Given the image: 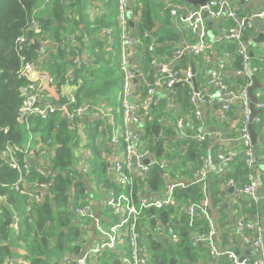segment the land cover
<instances>
[{
    "label": "built area",
    "instance_id": "2783aa9c",
    "mask_svg": "<svg viewBox=\"0 0 264 264\" xmlns=\"http://www.w3.org/2000/svg\"><path fill=\"white\" fill-rule=\"evenodd\" d=\"M251 1L208 0L205 5L192 7L175 4L170 10L171 15L176 21L185 24L196 42L178 47L172 58L164 59L159 57L156 52L157 45L153 41V36L145 33L152 39L148 46L150 64L157 67V72L152 75L150 80L149 75L142 70L140 63L126 53L129 45L138 43L141 39L133 32L134 27H129V23L133 21L134 26L137 25L142 17V9L137 8L133 0H118V20L122 28L121 43L123 45L119 59L123 71V81L118 95L121 103L119 112L123 116V123L119 119L120 116L116 117L115 113L105 109L102 104H93L92 102L78 104L74 94L67 95L65 102L61 105L55 104L51 99L46 100L49 91L58 86L60 79L53 76L49 70L40 68L36 61H27L22 64L20 76L26 78L27 82L21 87L23 97L21 112L26 116L31 114L47 119L51 114L60 112L62 117L71 122L77 118L96 116L103 124L105 123L104 126H99V135L92 140V146H89V141L80 143L76 151V166L64 171V174H69L77 179H81V175L91 174L95 159L92 148L98 147V144L104 147L112 146L115 150L110 154L111 173L108 181H115L116 184L101 182L100 185H97L101 194L99 202L101 208L98 209L96 204L92 203L89 195L85 201L81 202L79 199L78 204L72 207L73 212L77 215L75 223L78 222L77 226L80 231V238L75 239L74 244L82 246V264H97L95 259L110 255L113 256V264H152L153 250L145 235L150 229L146 221H142L144 217H147L145 212L150 208L161 209L174 204L177 189L187 188L192 182L202 185L203 195L198 201H190L186 206V212L191 226L198 218H205L208 221V230L197 237L196 241H205L208 244L212 264L222 257L227 258L229 264H264V173L257 172L259 159L249 131L251 121L249 87L254 83V76L264 73V55L258 58L260 61L258 63L254 62L252 55L253 48L258 44L256 37L260 34L257 22H262L264 25V10L252 13L240 12L241 3L245 5ZM208 16L224 23L227 34L225 40H220V42H224L225 46H232L234 49L233 52L226 48L223 52V59L215 58L217 49L215 48L216 44L209 36ZM106 33L111 36L110 31L107 30ZM19 41L25 42V37H21ZM217 41L219 40H215V42ZM259 44L264 49V40ZM41 51L44 53L45 47H42ZM236 56L241 57L239 67H235L233 64ZM185 57L188 60L194 57L203 59L206 87L217 89L216 93L208 90H195L194 65L177 67L179 61ZM75 62L79 64V58H76ZM227 73L240 78L241 82L232 84L226 78ZM66 78L67 81L74 82L69 73ZM176 83H186L191 89L190 103L199 124L203 123L204 108L215 103L220 104L222 115L225 117H228L233 111L243 116L240 135L236 138L238 143L241 142L243 145L242 150L239 151L235 148L228 150L220 156L217 165L213 164L210 154L202 155L201 164L197 165L191 181L174 179L169 167L170 161L159 156L144 138L143 127L146 123L147 111L143 104V98L146 97L149 102L161 100L160 89L165 87L171 91L175 88ZM254 93L258 98L256 109L264 112L262 92L256 89ZM132 98L135 100L132 101ZM165 104L166 110L170 113L179 109V104L174 99L168 100ZM253 123L261 126V136L264 138L263 116L261 114L256 116ZM176 126L182 136L191 137L200 143L213 138H219L222 141L229 140L222 131H203V124L198 127L196 133L188 135L187 122L182 117L176 121ZM79 129L82 139L88 137L86 128L79 125ZM159 137L164 138L162 132L159 133ZM34 139V135L30 133L29 140L24 146L8 144L3 152L4 163L13 167L18 174L17 180L11 187L28 197L27 212H32L38 205L46 201L48 196L52 197L54 194L52 182L32 180L34 173L37 172L47 177L56 174L50 166H42V158L37 159L39 155H47L48 149L41 142L33 145ZM37 150L40 152L39 155H37ZM240 152L244 153L245 162L249 168L246 180L242 186H238L234 179H229L227 187L234 186L235 190L238 189L249 195L256 205V213L254 217L248 218L239 215L238 212L232 214L234 218H231V227L234 228L240 242H232L224 248L212 213L208 176L212 170L220 172L222 169L229 168ZM156 168L163 171L165 183L162 187L153 189L145 181L143 184L137 181L138 178L144 180L151 176ZM74 201L75 197L73 196L72 203ZM82 218L85 221L83 224H81ZM13 225L14 229L19 232L18 217ZM91 225L95 228L96 242L87 246L83 237L84 232ZM140 228L143 229L144 234ZM154 231L155 234L159 233L162 238L167 240L168 238L170 240L179 238L174 223L171 221L160 223L159 229L156 227ZM239 243L248 244L251 253L249 255L237 253L236 249L240 247ZM73 253L64 254L63 261L68 260L70 254ZM7 264H29V262L24 257H16L8 258Z\"/></svg>",
    "mask_w": 264,
    "mask_h": 264
},
{
    "label": "trees",
    "instance_id": "16d2710c",
    "mask_svg": "<svg viewBox=\"0 0 264 264\" xmlns=\"http://www.w3.org/2000/svg\"><path fill=\"white\" fill-rule=\"evenodd\" d=\"M95 1L0 0V264H7L8 258L16 257H24L29 264H82V246L74 244L80 232L72 207L78 204L79 199L81 202L87 199L88 185L96 181L92 175L94 172L99 173L97 180L100 182L116 184L115 181L102 177L99 172L100 168L104 167L106 170L109 165L98 157L101 154L99 147L92 148L95 158L92 174L81 175V179L64 174V171L77 164L76 151L82 139L79 125L88 129V138L93 140L94 136L99 135L98 127L103 124L101 121V124L98 122L96 125L90 117H86L71 122L62 117L60 112L51 114L47 119L30 114L20 120L23 102L21 87L27 82L26 78L20 76V69L27 61H36L40 68H45L53 76L60 78L59 86L67 82L66 76L69 73L74 81L72 84L78 85L75 93L78 104H99V99L103 98L112 100L111 95L120 90L123 80L120 62H115L106 53L108 43L100 40L99 36L102 30L111 27L119 37L118 0H99L104 2L106 10L103 15L93 17L89 6ZM135 1L137 7L144 9L137 23L139 32L155 27L156 21L165 24L170 22L169 8L158 1ZM156 35L159 36V48L172 47L169 38L174 37L173 32L162 33L160 29L156 31ZM23 36L25 42L21 43L19 39ZM42 47L46 48L44 53L41 51ZM76 58H79V64L75 62ZM189 64L199 69L202 59L194 57L188 60L185 57L179 61L177 67ZM190 90L186 83H180L176 94L186 108L191 107ZM65 100L63 98L54 103L61 105ZM165 103V100L150 102L143 131L151 148L170 161L169 167L174 179L181 180L187 176L191 178L197 165L201 164L202 155L209 151L218 164V149L221 144L215 138L200 143L191 137L175 134L173 146H165L166 137L160 138L159 133L164 131L172 136L175 133L174 114L180 112H168ZM253 127L261 133V126L253 123ZM30 133L35 137L33 145L41 142L48 149V163L41 165L50 166L56 174L47 177L34 173L32 180L52 182L54 194L52 197L48 196L32 212H27L28 197L11 187L18 174L13 167L4 163L3 152L8 144L24 146ZM242 148L243 145L239 142L236 149L241 151ZM255 148L261 147L259 145ZM39 154L38 151L37 155ZM45 156L39 155L37 159H44ZM108 168L110 169V165ZM248 171L244 153L240 152L229 168L220 172L212 170L208 176L212 213L224 248L232 242H239L237 233L231 227L230 216L238 212L248 218L254 217L256 213V205L251 199L248 202L240 201L236 206L229 205L225 200L230 192L227 187L228 180L234 179L238 186H242ZM162 174L163 171L156 168L151 176L144 180L138 178L137 181L142 184L145 181L155 189L165 183ZM202 195V185L192 182L187 188L177 189L174 204L161 209L146 210L147 217L142 221H146L148 226L155 230L156 227L159 229L160 223L171 221L179 236L177 240H167L159 233L151 238L146 236L153 250V264H212L208 244L205 241H196L197 237L208 230V221L198 218L191 226L186 212L188 203L200 200ZM73 196L75 201L72 203ZM17 217L20 221L19 232L13 225ZM140 231L144 234L142 228ZM21 249L26 253L22 254ZM69 252L74 253L70 254L68 260L63 261L64 254ZM112 257L102 256L95 260L97 264H113ZM227 261V258L222 257L217 262L226 264Z\"/></svg>",
    "mask_w": 264,
    "mask_h": 264
},
{
    "label": "crops",
    "instance_id": "0c3cea01",
    "mask_svg": "<svg viewBox=\"0 0 264 264\" xmlns=\"http://www.w3.org/2000/svg\"><path fill=\"white\" fill-rule=\"evenodd\" d=\"M133 1H134V5L137 7L136 1L135 0H133ZM156 1L161 3L162 6L169 8V11L171 10V8L175 4H181V5H185L187 7L195 6L192 3L188 2V0H156ZM103 4H104V2L103 1L100 2L99 0H96L95 3L90 4L89 8L91 10V14H93V17L103 15L104 10H106ZM137 8H139V7H137ZM239 8H240V6H239ZM140 9H142V14H143V10H144L143 7ZM260 10H264V0H252L251 2H249L245 5H244V3H241L240 12H242V13H252V12L260 11ZM169 16L171 17L170 18L171 20L169 23L165 24V23H159L156 21L155 27L145 29V30H143V32H139L137 30V28H138L137 25L134 26V25H131L129 23V27L130 28L134 27L133 32H135L136 35L140 36L141 39L138 43L135 42V43L129 45L127 47L126 53L130 57L134 58L135 60H137L140 63L142 70L146 74L149 75L150 80L153 77L152 75L155 74V72H157V67L150 64V61H149L150 51H149L148 46L152 42V39H151V36H146L145 33H148V34L153 36V41H155V44L157 45L156 52H157L159 57L164 58V59L165 58H172L174 56L175 50L178 47L184 46L185 44L196 42V39L191 34V32L188 30V28L185 26V24H183L179 21H176L175 18L171 15V13L169 14ZM161 17H162V19H164V15H162ZM208 18H209V16H208ZM117 22L119 25V30H118L119 37L116 36L115 30L111 27H106L104 30H102V32L99 33V36H101L100 40L107 41V43H108V45H107L108 47H106V50H105L106 53L110 54V56L113 58V60L115 62H116V60H118V62H119L120 55H121V52L123 49V45L121 43L122 28H121L120 22L118 20V16H117ZM208 22H209V36L212 39V41L216 44L215 48L217 49V52L215 53V58L218 60L223 59L224 58L223 52L225 51L226 48H229L230 50H232L234 52V49L232 46H225L224 42L223 43L220 42V40H225V38H226L227 33H226L225 25L222 21L216 20V19H212L211 24H210L209 20H208ZM257 25L260 29L259 33L264 34L263 23L257 22ZM164 27L166 29H164ZM170 28L172 31L169 30ZM160 29H161L162 33H166L169 31L174 33V37L169 38V43H171L172 47L159 48V42H158L159 36L156 35V31H158ZM162 29H164V30H162ZM107 30L111 32V36L107 35V33H106ZM215 40H219V41L215 42ZM163 45L165 46L166 43H164ZM45 50H46V48H45ZM252 55L254 56V62H256V63L260 62L258 58L261 57V55H264V49L261 48L260 44H257L253 48ZM199 58H201V57H199ZM233 64L235 67H239L241 65V57H237V56L234 57ZM119 68H121L120 65H119ZM198 68L199 69H197V71H196V79H197L199 89H201L202 91L208 90V91H212V92L216 93L217 89L206 87V85H207L205 82L206 77H205V73L203 72V59H202L201 67L199 66ZM121 75H123L122 70H121ZM257 76H258V82L261 85V87L257 88V89L260 92H262V98L264 100V73H260V75L258 74ZM226 78L232 84L241 82L240 78H237L236 76L232 75L231 73H227ZM193 82H194V80H193ZM59 84H60V82L58 83V86L55 87V89H52L49 91V96L46 98V100L51 99L52 102L61 101L63 98L66 99L67 95L71 94L73 91L78 89V85L71 84V83L69 84L68 82L63 83L60 86H59ZM121 87H122V84H121ZM120 90H121V88H120ZM120 90L118 91L117 94L111 95L113 97L112 100L106 99V98L99 99V104H102L105 109H108L109 111L115 113L116 117L120 116L119 119L123 123L124 122L123 116L119 112V109L121 108V103H120L119 95H118ZM178 90H179V87L177 88L176 92L173 93L174 89L171 91H168L167 88L164 87V88L160 89V92H159V97L161 98L162 101L165 100L167 102L170 99H174V101L179 104L178 110H180V112H178V113H175V114L172 113V114L176 115V120L173 122V129L175 128V133L172 136H170L166 132L160 131L166 137L164 139L165 146L166 147H168L170 145L173 146L172 141L174 140L175 134L177 136L178 135L182 136L180 134V132L178 131V128L176 126V121L182 117L187 122L186 130H187L188 135L196 133L198 127L201 126L202 124L204 125L203 131H207V130L208 131H210V130L222 131L226 134V137L229 138V140L222 141L219 138L215 139L217 143L221 144L220 145L221 147L218 149L219 161H220V156L222 154L226 153L230 149H234V148L236 149L237 145H238V140H236V138H238L240 135L241 126L243 124V116L238 115V112L236 113L235 111H233L232 114H229L228 117H225L224 115H222V109H221L220 104L215 103L212 106H206L204 108L203 123L199 124L196 120V116L193 113V110H192L193 106L191 105L190 108H186L184 103L181 100H179V98L176 96ZM172 93H173V96L171 95ZM143 104L145 106V110L149 113V107L148 106H149L150 102L148 101V99L146 97L143 98ZM178 110H176V111H178ZM151 113L152 112H150V115H151ZM261 115L264 118V112ZM177 116H178V118H177ZM90 118L92 121L95 122L96 125L98 124V122H99V124H101V122H102L96 116H90ZM167 122L169 123L168 120H167ZM174 123H175V125H174ZM104 124H101L100 127L104 126ZM87 133H89V132H87ZM259 136L262 140V144L260 145V147H261L260 149H256L257 155L259 156L258 159L260 158L259 159V165L257 166V172L263 174L264 173V167H263L264 166V138L261 137V133H259ZM89 140H91V139L86 137L82 140L81 143L87 142ZM98 147H99V151L101 152L100 156H98V157H101L103 162L107 163V165H108L110 160H111L110 154L114 153V151H115L114 147H112V146L111 147H104L101 144H98ZM211 153L212 152L209 151L208 153H204L203 155L208 156L209 154L211 155ZM48 154H49V152H48ZM48 154L44 157V159L41 160V162H43V164L48 163V160L46 158L48 156ZM162 157H164V156H162ZM213 164L217 165V163L214 160H213ZM108 167H109V165H108ZM108 167L106 170L104 167L100 168V171H99L100 174L102 175V177L104 176L106 179H109V176L111 173V169H109ZM181 180L191 181V178H190V176H187V177H185V179H181ZM95 185H96V181H93V183L91 182L88 185L89 188L87 191H88V195L90 196V198L92 200V203L96 204V207L98 209H100L101 204L99 202H100L101 194L99 191L96 190ZM236 190L239 191L238 189H236ZM225 200L229 205L236 206V205L240 204L239 203L240 201L248 202L250 200V196L247 194H244L242 192H240V194H236L235 192L234 193L229 192V193H227ZM230 217L234 218L232 215ZM87 224H90V223L87 222ZM146 230H148V229H146ZM83 239L87 242V246L95 244L96 234H95V228L93 225H91L89 227V229L84 232ZM239 245H240V247H238V250H239L240 254L249 255L251 253L250 252V246L248 244L239 243ZM210 259H211V257H210ZM213 264H218V262L215 261ZM226 264H229V262Z\"/></svg>",
    "mask_w": 264,
    "mask_h": 264
},
{
    "label": "water",
    "instance_id": "95a60500",
    "mask_svg": "<svg viewBox=\"0 0 264 264\" xmlns=\"http://www.w3.org/2000/svg\"><path fill=\"white\" fill-rule=\"evenodd\" d=\"M207 1H208V0H188V2H190V3H192L193 5H196V6H197V5H205ZM208 20L210 21V24H211V23H212V19L209 17ZM130 24H131V25H134V22L131 21ZM263 40H264V34H263V33L259 34V36L256 37V42H257L258 44L261 43ZM196 71H197V68H196V66H194V67H193V73H194V77H193V80H194V87H195V90L198 91V90H199V87H198V83H197V79H196ZM253 80H254L253 85H251V86L249 87V94H250V97H251V105H250V107H251V116H250V117H251V118H250L251 121H250V123H249V131H250V136H251V139H252V143H253L255 146H259V145L262 144V140H261V138H260V136H259V132H258V130L255 129V128L253 127V120H254V118H255L256 116H258V115H260V114L263 113V110L256 109V107H255V105H256V103H257V101H258V98H257V96L255 95L254 90L257 89V88H260L261 85H260L259 82H258V77H257V76H254V77H253ZM179 85H180V83H176L175 88H174V92H173V93L176 92V90H177V88L179 87ZM173 93L171 94L172 96H173ZM131 100L134 101L135 98H132ZM25 116H26V114H25V113H22L21 116H20V120H23V119L25 118ZM263 167H264V166H263ZM228 191H230V192H232V193L235 192L236 194H240V191L235 190V187H234V186H229V187H228ZM148 237L151 238V237H152V234H148ZM20 252H21L22 254H25V253H26V251H25V250H22V249L20 250ZM236 252L239 253V250L236 249Z\"/></svg>",
    "mask_w": 264,
    "mask_h": 264
},
{
    "label": "rangeland",
    "instance_id": "374dc122",
    "mask_svg": "<svg viewBox=\"0 0 264 264\" xmlns=\"http://www.w3.org/2000/svg\"><path fill=\"white\" fill-rule=\"evenodd\" d=\"M201 67V66H200ZM67 81V80H66ZM69 84L71 83H73V82H69V81H67ZM76 91L77 90H75V91H73L71 94H74L75 95V93H76ZM83 139H81V141H82ZM93 143V141L92 140H89V144H92ZM94 162V161H93ZM93 172H91V174H92ZM93 177H94V180H96V190L98 191V188H97V185L99 184V183H101L99 180H97L98 178H99V173H96V172H94L93 174ZM100 185V184H99ZM54 208H56V205H54L53 206ZM79 210V209H78ZM78 210H76V211H78ZM75 213V212H74ZM75 216L77 217V215L75 214ZM85 218V217H84ZM84 218H82L81 219V224H83V223H85V221L83 220ZM87 223V222H86ZM79 225V224H78ZM149 227V232L148 233H145V235L147 236L148 234H152V236H155L156 234H155V231H154V229L151 227V226H148ZM80 232V231H79ZM78 238H80V234L76 237V240L78 239ZM237 238H238V240H239V237H238V235H237ZM239 242H240V240H239ZM152 264H153V262H152Z\"/></svg>",
    "mask_w": 264,
    "mask_h": 264
},
{
    "label": "bare ground",
    "instance_id": "6f19581e",
    "mask_svg": "<svg viewBox=\"0 0 264 264\" xmlns=\"http://www.w3.org/2000/svg\"><path fill=\"white\" fill-rule=\"evenodd\" d=\"M77 224H78V222H77Z\"/></svg>",
    "mask_w": 264,
    "mask_h": 264
}]
</instances>
